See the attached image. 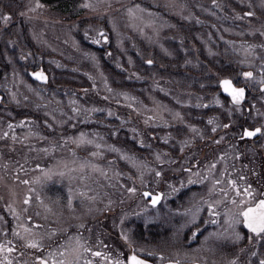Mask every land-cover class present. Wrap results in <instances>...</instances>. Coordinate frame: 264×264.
Here are the masks:
<instances>
[{"label":"rangeland","instance_id":"obj_1","mask_svg":"<svg viewBox=\"0 0 264 264\" xmlns=\"http://www.w3.org/2000/svg\"><path fill=\"white\" fill-rule=\"evenodd\" d=\"M58 10L0 0V248L17 245L12 264L264 261V234L236 222L264 199V0ZM224 64L249 90L247 114L221 94Z\"/></svg>","mask_w":264,"mask_h":264},{"label":"snow or ice","instance_id":"obj_2","mask_svg":"<svg viewBox=\"0 0 264 264\" xmlns=\"http://www.w3.org/2000/svg\"><path fill=\"white\" fill-rule=\"evenodd\" d=\"M89 5L85 4L84 7H88ZM37 7H42V5L37 4ZM34 10V9H33ZM248 16H252L253 13L249 12L247 13ZM11 17L10 16H5L4 20L7 21L9 20ZM101 36H103V33H101ZM98 43V41H95ZM149 64H151V61H148ZM246 78H251L252 77V73L251 72H247L244 73ZM33 76L35 79L37 80H41L44 82H47V77L44 75V73L42 71L39 72H34ZM221 86L224 90V92L228 93V95L231 97L232 102L236 105H239L242 100L245 97V90L243 88H237L233 86V83L231 80L225 79L221 82ZM209 123L211 124L212 121H209ZM225 127H227V125H225ZM215 130V129H213ZM195 131V129H194ZM261 133V129L260 128H256L255 130H248L245 131L243 133L244 136L246 137H254L257 134ZM83 139V138H81ZM157 175H159V173H157ZM25 183H27V181H25ZM233 187H235V182H233ZM133 191H135L133 189ZM245 193L250 195V193L248 192V189H245ZM237 194H239V190H237ZM145 196H149V193H145ZM159 197H154L152 198V204L156 205L159 201ZM25 203H28V200H25ZM233 203L235 204L236 201H233ZM243 203V202H241ZM239 216L242 217V221L237 220V223L243 222L244 225L248 228L249 231H251L252 233H255L256 236H260L261 234H264V200H261L258 202V204L255 207H251L249 206L247 209H242L239 212ZM25 231H28V229H25ZM29 247L35 248L37 247L36 243H31L29 244ZM0 250H2V248H0ZM8 251H11V249H8ZM94 255H100V253H94ZM41 264H47L46 261H41ZM61 264H63V262H61ZM116 264H123L122 261H117ZM129 264H146V262L143 259L138 258L135 254L131 255L129 258ZM260 264H264V261H261Z\"/></svg>","mask_w":264,"mask_h":264},{"label":"trees","instance_id":"obj_3","mask_svg":"<svg viewBox=\"0 0 264 264\" xmlns=\"http://www.w3.org/2000/svg\"><path fill=\"white\" fill-rule=\"evenodd\" d=\"M43 3L48 4L52 7H57L61 12L66 11L71 5H73V0H41ZM100 51V56L102 58V60L104 61V63L107 65V62L104 58V51L103 50H99ZM114 56V55H113ZM117 56L115 55L114 58H116ZM111 58V57H110ZM109 65V64H108ZM45 67V66H44ZM109 67H112V65ZM222 69H219L222 73V75H232V73L237 74V70L233 67V65H229L228 64H224V66H222ZM177 77H179V75H177ZM181 79V78H180ZM62 85L66 84V85H70V86H76L75 83H69L68 81H63L61 83ZM85 86L83 88H86L89 86L88 83L84 84ZM176 86V85H175ZM135 144V142H133ZM134 148H136V150L138 149V146L135 144ZM132 148V149H134Z\"/></svg>","mask_w":264,"mask_h":264},{"label":"flooded vegetation","instance_id":"obj_4","mask_svg":"<svg viewBox=\"0 0 264 264\" xmlns=\"http://www.w3.org/2000/svg\"><path fill=\"white\" fill-rule=\"evenodd\" d=\"M235 68V67H234ZM236 70H237V73L239 72L238 71V69L237 68H235ZM264 85V84H263ZM262 86V85H261ZM260 86V87H261ZM245 89L247 90V92L249 91L246 87H245ZM260 90H261V88H260ZM262 91H264V90H262ZM223 96H225V95H223ZM228 99L230 98V96H226ZM230 100V99H229ZM231 102V101H230ZM246 102H247V100H246ZM244 103L243 105H241V106H237V107H244L245 108V113L247 114V113H249L250 112V107H249V105H247V103ZM232 103V102H231ZM233 104V103H232ZM235 106V105H234ZM245 118V117H244ZM256 128H260L261 129V133L258 135V136H256V137H253V138H245V136H242V139H248V140H250V146H253L254 144V140H256V139H258L261 135H262V127H260V126H256V127H254V128H247V127H244V131H243V133L246 131V130H248V129H256ZM238 139V138H237ZM204 149V148H203ZM103 220L105 221L106 220V217H104L103 218ZM81 234H84V232L83 231H81L80 232ZM8 249H11V251H8ZM15 246L13 245L12 247L10 246V247H8L7 249H4V250H2L1 252H0V264H12V260L13 259H11L10 257L13 255V253H15ZM109 252H110V248H109ZM105 255H103V257H104ZM131 256V255H130ZM129 256V257H130ZM41 261H44V260H38L37 261V263L39 264V263H41ZM128 263H129V259H128Z\"/></svg>","mask_w":264,"mask_h":264},{"label":"water","instance_id":"obj_5","mask_svg":"<svg viewBox=\"0 0 264 264\" xmlns=\"http://www.w3.org/2000/svg\"><path fill=\"white\" fill-rule=\"evenodd\" d=\"M35 72H39V71H35ZM43 73H44V75L47 77V82H44V81H41V80H37V79H35L34 78V76H33V73L34 72H31L30 73V75H31V77H32V79H34V80H36V81H38V82H40L41 84H47L48 82H49V77H48V75L46 74V72H44V71H42ZM225 80V79H224ZM228 80H230V79H228ZM223 81V80H222ZM221 81V82H222ZM232 81V80H231ZM233 83V82H232ZM233 86L235 87V85L233 84ZM221 88H222V86H221ZM243 88V87H242ZM244 89V88H243ZM262 90H264V86H262V88H261ZM245 90V89H244ZM222 92L225 94V95H228V93H226V92H224V90H223V88H222ZM229 96V95H228ZM245 97H246V91H245ZM245 97H244V99H245ZM0 99H1V96H0ZM244 99L242 100V102L244 101ZM241 102V103H242ZM240 103V104H241ZM246 131H248V130H246ZM259 134H257L256 136H258ZM256 136H254V137H256ZM246 137V136H245ZM247 138H253V137H247ZM145 193H149V192H144V194ZM150 194V193H149ZM151 196V194L149 195V196H147V197H150ZM154 197H159L160 199H159V201H158V203L156 204V205H153L152 204V200H151V204L153 205V206H157L159 203H160V201H161V199H162V193H159V194H157V195H153L152 196V198H154Z\"/></svg>","mask_w":264,"mask_h":264}]
</instances>
